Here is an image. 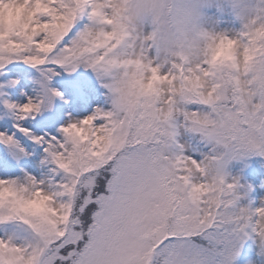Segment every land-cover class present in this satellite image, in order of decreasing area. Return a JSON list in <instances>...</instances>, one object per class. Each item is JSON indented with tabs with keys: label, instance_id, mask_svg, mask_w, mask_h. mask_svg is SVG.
Returning a JSON list of instances; mask_svg holds the SVG:
<instances>
[{
	"label": "snow or ice",
	"instance_id": "6c2138e0",
	"mask_svg": "<svg viewBox=\"0 0 264 264\" xmlns=\"http://www.w3.org/2000/svg\"><path fill=\"white\" fill-rule=\"evenodd\" d=\"M0 121V264H264V0H0Z\"/></svg>",
	"mask_w": 264,
	"mask_h": 264
},
{
	"label": "bare ground",
	"instance_id": "6f19581e",
	"mask_svg": "<svg viewBox=\"0 0 264 264\" xmlns=\"http://www.w3.org/2000/svg\"><path fill=\"white\" fill-rule=\"evenodd\" d=\"M15 98V97H14ZM44 131L46 132H50L51 134L55 135L56 133L54 132L53 129H50V128H45L43 129ZM35 131L39 134L41 132V128L39 126H36L35 127ZM256 161H258L257 159H255ZM233 165H234V170L232 169L233 168ZM233 165L230 166V170L233 172V174H235L236 172H238L240 170V168H242L243 166L239 163H233ZM253 179L252 175L251 174H247L244 170V173H243V180H246V181H249L251 182ZM242 180V182H243ZM257 188H258V185H257ZM264 196V192H257L256 194H254L252 196V199L255 201V203L258 205L260 203V199L261 197Z\"/></svg>",
	"mask_w": 264,
	"mask_h": 264
},
{
	"label": "rangeland",
	"instance_id": "374dc122",
	"mask_svg": "<svg viewBox=\"0 0 264 264\" xmlns=\"http://www.w3.org/2000/svg\"><path fill=\"white\" fill-rule=\"evenodd\" d=\"M245 2H246V3H249V2H251V0H245ZM9 68H10V70H11L10 74H13V73L15 72V68H14V66H9ZM38 119H39V118H38ZM0 123H2V121H0ZM34 131H35V128H34ZM54 132H55V131H54ZM255 159L259 160L260 158H259V157H254V158H252V159L249 161V168L244 169L245 172H246L248 175L250 174V169H251L252 167H256V166H258V165H255V164H254V161H256ZM242 166H243V165H242Z\"/></svg>",
	"mask_w": 264,
	"mask_h": 264
},
{
	"label": "clouds",
	"instance_id": "9594fccd",
	"mask_svg": "<svg viewBox=\"0 0 264 264\" xmlns=\"http://www.w3.org/2000/svg\"><path fill=\"white\" fill-rule=\"evenodd\" d=\"M140 31L141 32H144V31H146V29L145 28H141Z\"/></svg>",
	"mask_w": 264,
	"mask_h": 264
}]
</instances>
